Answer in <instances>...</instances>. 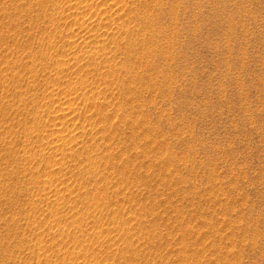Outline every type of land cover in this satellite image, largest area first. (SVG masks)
Listing matches in <instances>:
<instances>
[{
  "label": "rangeland",
  "instance_id": "rangeland-1",
  "mask_svg": "<svg viewBox=\"0 0 264 264\" xmlns=\"http://www.w3.org/2000/svg\"><path fill=\"white\" fill-rule=\"evenodd\" d=\"M0 264H264V0H0Z\"/></svg>",
  "mask_w": 264,
  "mask_h": 264
},
{
  "label": "bare ground",
  "instance_id": "bare-ground-1",
  "mask_svg": "<svg viewBox=\"0 0 264 264\" xmlns=\"http://www.w3.org/2000/svg\"><path fill=\"white\" fill-rule=\"evenodd\" d=\"M82 7V6H81ZM95 34V33H94Z\"/></svg>",
  "mask_w": 264,
  "mask_h": 264
}]
</instances>
